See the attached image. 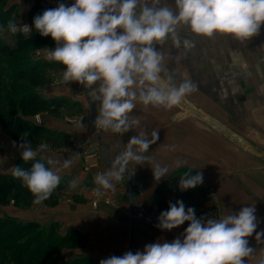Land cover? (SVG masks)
I'll use <instances>...</instances> for the list:
<instances>
[{"label":"crops","instance_id":"1","mask_svg":"<svg viewBox=\"0 0 264 264\" xmlns=\"http://www.w3.org/2000/svg\"><path fill=\"white\" fill-rule=\"evenodd\" d=\"M33 1L4 0L0 2V11H10V17L17 19L19 23L30 22L28 16L34 4L41 6L40 0L35 3ZM60 1L69 6L74 3V0ZM166 2L167 0H160L161 6ZM168 3L174 6V0H168ZM183 30L187 28L183 26ZM12 38L7 40L9 44L14 43L15 38ZM194 45V50L186 54L179 53L177 60L175 47L170 39L156 47L164 55L166 63L181 62L184 74L188 75L187 79L192 77L196 86L208 90L213 87L219 103L231 105L235 120H238L237 124L222 121L219 116L209 114L204 107L186 97L184 100L210 118L222 122L264 152V27L260 36L244 44L231 37L217 36L214 41L194 37ZM52 46L55 48L56 44ZM167 76L161 74L162 80L166 81ZM41 93L45 97L66 98L75 107L74 112H66L60 117L52 118L47 113L42 114L46 125L69 134V142L60 144L59 149L44 155L60 161L55 167L61 168V180H66L68 186L58 193L54 206L44 203L45 207L39 212L37 219L42 224L47 223L51 221L48 216L52 214L53 220L61 222L63 229H77L86 240L76 252L92 260L93 264H99L101 259L113 255L122 256L131 242V203L124 198L128 190L129 176L126 172L122 181L114 182V191L103 190L105 196L113 197L114 200H102L94 208L90 199L95 194L94 189L99 187L94 183V178L97 173L108 171L111 166L105 162L100 140L93 130L90 99L84 87L76 82L57 85L50 80L42 87ZM93 103L97 116L99 105L98 102ZM72 116H76L73 122L64 120ZM129 118L136 123L124 134L100 128L97 131L110 162L125 150L132 136L145 133L151 139L153 131H158L159 139L144 153L149 159L144 164L136 165L133 162L129 165L133 175L132 186L136 190L133 192L136 210L168 209L170 202L182 200L186 208H195L199 218L204 215L210 201L208 188L212 186L223 207L224 215L238 212L243 206H255L257 218L261 221L257 231L264 229L263 155L252 154L241 148L222 131L182 105L165 109L145 106L137 101ZM81 120L84 127L78 126ZM65 159L73 161L68 168L62 167ZM87 164L91 167L85 170L84 166ZM156 167L169 169V173L159 182L153 177L152 168ZM196 172H202L203 183L194 189L181 191L179 179L185 173ZM73 180L77 181L75 189L69 187ZM139 187L141 188L138 189ZM67 198L72 200L68 202ZM187 226L185 222L178 228L185 230ZM175 238L177 237L171 232L154 228L143 219L135 217L131 251H143L147 244L157 241L171 242ZM249 239L257 252L264 248V238L257 241L254 234Z\"/></svg>","mask_w":264,"mask_h":264},{"label":"clouds","instance_id":"2","mask_svg":"<svg viewBox=\"0 0 264 264\" xmlns=\"http://www.w3.org/2000/svg\"><path fill=\"white\" fill-rule=\"evenodd\" d=\"M33 23L42 37H51L56 44L45 48L46 59L64 66L62 82L82 85L91 100L98 102L94 126L124 134L136 123L129 114L137 101L171 109L195 90L189 79L178 85L162 80L164 55L157 44L170 39L185 54L194 48V37L214 41L225 36L244 44L261 35L264 0H174V6L168 0L163 6L160 0H74L70 6L61 2L44 10ZM181 26L192 34L189 38L181 39ZM5 31L30 33L32 29L10 19L0 26V33ZM78 126L84 127L82 120ZM158 139L155 130L151 139L145 133L132 136L109 170L96 174V195L114 191V182L124 179L131 163L144 164L149 159L144 153ZM21 141L22 160L33 163L30 168L12 167V175L32 194L33 203L41 204L60 184L61 168L55 167L60 161L41 155L49 150L47 144L34 149L31 141L22 137ZM72 162L65 159L62 167L68 168ZM152 172L159 182L169 169L156 167ZM202 183V172L185 173L179 189H194ZM69 187L75 189L77 181H71ZM185 222L184 232L171 242L150 243L143 251L113 255L99 264H264V248L257 252L249 239L254 234L257 241L264 238V229L257 231L261 221L255 206H243L219 218L207 214L198 218L194 207L186 208L177 200L160 213L155 226L171 231Z\"/></svg>","mask_w":264,"mask_h":264},{"label":"trees","instance_id":"3","mask_svg":"<svg viewBox=\"0 0 264 264\" xmlns=\"http://www.w3.org/2000/svg\"><path fill=\"white\" fill-rule=\"evenodd\" d=\"M2 1L4 0H0ZM44 10L38 3L34 4L28 16L32 31L27 35L17 32L13 44L0 38V127L14 141H21L22 137L31 141L32 146L36 144V136L40 130L30 118L40 112H56L57 106L68 102L66 98L45 97L38 91L48 81L46 64L41 59L25 65L27 52L53 45V40L42 37L34 27V17ZM8 13L0 11V26H6L13 19L9 16L10 11ZM10 57L15 58L9 61ZM57 64L64 68L58 62H51L53 67ZM32 163L33 161L24 163L20 153L15 166L30 168ZM65 187L66 182L61 180L50 198L44 202L54 205L58 200V193ZM33 199L21 180L14 178L12 172L6 173L0 168V204L6 205L13 201L16 205L30 206ZM81 237L77 229L70 227L64 234L60 223L56 221L43 226L38 221H22L12 216L0 217V259L14 264H55L52 261L54 255L65 247H77Z\"/></svg>","mask_w":264,"mask_h":264},{"label":"rangeland","instance_id":"4","mask_svg":"<svg viewBox=\"0 0 264 264\" xmlns=\"http://www.w3.org/2000/svg\"><path fill=\"white\" fill-rule=\"evenodd\" d=\"M6 13L9 14L8 12H6ZM179 32H180V36H181L182 40L184 38H189V36H191V33L188 30H183V26H181L179 28ZM12 36H13V38H12ZM0 38L3 41L8 43L7 40L9 38L14 39V34H11L10 32L5 31L4 33H0ZM53 45H55L54 41H53ZM52 47L53 46L51 45V46H48L46 48H52ZM182 49H183L182 47H181V49L175 48L176 60H177L179 53L183 52ZM193 50H194V48H193ZM14 58L10 57L9 61H13ZM40 59H41V61H43L46 64V72H47V76H48L47 83L50 80H53L54 84H57V85L65 84L62 82V72L64 71V68L59 67V64H57L54 67L51 66L52 61H48L46 59V49L45 48L44 49H32L29 52H27L25 55V60H24L25 65H27L28 63L40 60ZM163 67H164V70L161 72V74L168 75L166 78V81H168L172 84L178 85L181 81L187 79L188 75H186V73L184 74V68H183L181 62L175 61L174 64H168L164 60L163 61ZM19 80L22 81V79H19ZM189 80H191L194 83V80L192 79V77ZM25 81H26V79H25ZM5 83H6V81H5ZM41 90H42V88L41 89L39 88L38 91L41 93ZM215 92L216 91H214L213 87L208 90L206 88H200L199 86H196L195 90L193 92H191L190 94L186 95L185 97L188 98L189 101H193L197 105L204 107L209 114L219 116V119H221L222 121H225L229 124H233V122L235 124H237L236 122L238 120H235L236 118L234 117V114L232 113L231 105L229 103H224V104L219 103V101L215 97ZM74 105H75L74 103H72L71 101L70 102L68 101L65 104L57 106L56 112H52V113L47 112V111L46 112H40V113H38L35 116L30 118V120L35 124V126L38 127V131L40 130L39 135L36 136V144L33 145L32 147L35 149L41 143H45L49 146V150L46 153H42L41 155L44 156L45 154H48L50 152H54V151H56V149H59L60 144H62L64 142L65 143L69 142V138H68L69 134L62 133V131H59L57 129H53V127L46 125L43 121V115L42 114L47 113L49 116H52V118H53V116L54 117H60V116L64 115L66 112L67 113H70L71 111L74 112V107H75ZM75 117L76 116L66 117L64 120H66L67 122H73ZM13 142H16L15 146L13 145ZM21 142L22 141H14L12 139V137L10 136V134L0 127V168L4 172H6V173L12 172V167L15 166L16 159H17L18 155L21 153V150L18 147ZM73 151L77 155L75 150H73ZM84 169L88 170V169H86L85 166H84ZM64 181L66 182V186H68L67 181L66 180H64ZM208 192H209L208 196H210L209 197L210 201L207 205V208L205 209L204 215L205 214H207L208 216H214L215 215L218 218L223 216L224 210H223L222 205L218 201V196H217V193L215 191V188L210 186L208 188ZM94 199H97V200L100 199L98 201L96 207L98 206V204L102 200H105V202L114 200L113 197H109L108 195L107 196H105V195L104 196H97L95 193L94 196H92L90 199V202L94 208H96L93 205ZM67 200L69 202L72 200V198H67ZM44 203L45 202L43 201L41 204H34L33 203L30 206H24V205H16L12 201L6 205L0 204V217L12 216V217L20 219L22 221H38V222H40L39 219H37V218L39 216V212H42L41 210L44 209V207H45ZM142 209L147 213H155V214L161 213L162 211L167 210L166 207L165 208H157L156 210L155 209L154 210L146 209V208H142ZM138 210L139 209H137V210L135 209V217H137L136 212ZM51 215L52 214H50L48 216V217H51L50 218L51 221L49 220L47 223H43V224L41 222L40 223L43 226H47V225H49V223L51 224L52 222H55L56 220H53V217ZM56 222L60 223V225H61V222H59V221H56ZM151 226H152V224H151ZM153 227L156 228L155 226H153ZM66 229H63L62 225H61V231L64 234H65ZM159 230H161V229H159ZM169 232H171L173 235L178 237V236H180L181 233L184 232V230L176 228V229H173L172 231H169ZM85 240H86L85 238L81 237V240H80L79 245L77 247H75V248H66V247L63 248L62 250H60V252H58L57 254L54 255L52 261L55 262V264H93L92 260L88 259L86 256L79 255L76 252L77 249H79L80 247H82L85 244ZM0 264H14V263L10 262L8 260L3 261L2 259H0ZM39 264H43V263L40 262Z\"/></svg>","mask_w":264,"mask_h":264},{"label":"water","instance_id":"5","mask_svg":"<svg viewBox=\"0 0 264 264\" xmlns=\"http://www.w3.org/2000/svg\"><path fill=\"white\" fill-rule=\"evenodd\" d=\"M56 2L59 4L61 3L60 0H56ZM85 92L87 94V90L85 89ZM88 96V94H87ZM89 97V96H88ZM90 102L92 104V108H93V113H92V126H93V130L94 132H96V136H98L99 140H100V144H101V148L103 151V156L105 159V162L108 165H112L113 162H110L108 159V156L106 154L105 151V147L102 141V138L100 137L98 131H97V127L94 126L93 121L96 117V107L94 105V103L92 102L91 98L89 97ZM182 105L184 108H186L188 111H190L191 113L195 114L197 117L202 118L205 120V122H208L209 124L213 125L214 127H216L217 129H219L220 131H222L227 137H229L230 139H232L238 146H240L241 148L249 151L252 154H256L259 156L264 157V152H261L258 148H256V146L252 145L250 142H247L243 137L239 136L237 133H235L233 130H231L229 127H227L226 125H224L222 122H219L213 118H210L209 116H207L205 113L201 112L200 110H198L196 107H194L193 105H189V103L186 100H183V102L180 104ZM128 176H129V183H128V190H127V194L124 197L125 199H128L129 202L131 203V242H130V246L128 248L127 251H131L132 246H133V242H134V222H135V204L133 201V192H135L136 190L133 188V175L131 173V171L128 169L127 172ZM141 187H139L138 189H140ZM137 189V190H138Z\"/></svg>","mask_w":264,"mask_h":264},{"label":"built area","instance_id":"6","mask_svg":"<svg viewBox=\"0 0 264 264\" xmlns=\"http://www.w3.org/2000/svg\"><path fill=\"white\" fill-rule=\"evenodd\" d=\"M35 1L36 0H34L33 3H35ZM40 4H41L42 8H45V9L55 8V7L58 6V3L56 2V0H40ZM21 23L22 24H27L31 28V25H30V23L28 21L21 22ZM22 33L25 34L26 32H22ZM85 167H86V169H89L91 167V165L87 164V165H85ZM99 200H97V199L93 200V205L95 207H96V205H97ZM159 215H160V213H157V214H155V213H147L142 208L141 209L139 208V210L136 212V216L137 217L149 222V224H152V226H155L158 223ZM156 228H158V227H156Z\"/></svg>","mask_w":264,"mask_h":264}]
</instances>
